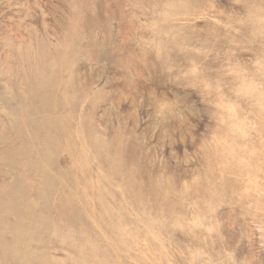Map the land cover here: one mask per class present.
Masks as SVG:
<instances>
[{
  "label": "rangeland",
  "instance_id": "1",
  "mask_svg": "<svg viewBox=\"0 0 264 264\" xmlns=\"http://www.w3.org/2000/svg\"><path fill=\"white\" fill-rule=\"evenodd\" d=\"M263 107L264 0H0V264H264Z\"/></svg>",
  "mask_w": 264,
  "mask_h": 264
},
{
  "label": "bare ground",
  "instance_id": "2",
  "mask_svg": "<svg viewBox=\"0 0 264 264\" xmlns=\"http://www.w3.org/2000/svg\"><path fill=\"white\" fill-rule=\"evenodd\" d=\"M236 7H237V6H236ZM228 9H229V8H228ZM71 50H72V49H71ZM67 51H68V49H67ZM67 53L69 54V52H67ZM70 54H71V52H70ZM70 54H69V55H70ZM45 74H46V73H45ZM44 76H45V75H44ZM43 79H44V77H43ZM34 82H35V81H34ZM39 82H40V81H39ZM41 82H42V81H41ZM41 82H40V83H41ZM56 82H57V81H56ZM36 83H37V82H36ZM42 84H43V83H42ZM46 84H47V83H46ZM38 85H40V84H38ZM47 85H48V84H47ZM87 85H88V84H87ZM49 86H50V84H49ZM85 86H86V85H85ZM31 87L33 88V86H31ZM41 87H43V86H41ZM67 87H68V86H67ZM67 87H66V88H67ZM60 89H61V88H60ZM60 89H59V90H60ZM85 89H86V87H85ZM51 90H52V89H51ZM61 90H62V89H61ZM67 90H68V89H67ZM54 91H55V90H54ZM54 91H53V92H54ZM81 91H82V90H81ZM39 92H40V91H39ZM39 92H37V93H39ZM53 92H52V94H54ZM55 92H57V91H55ZM42 93H44V92H42ZM46 93H47V92H46ZM67 94H68V93H67ZM73 94H74V93H73ZM75 94H78V91H77V93H75ZM41 95H44V96H45V94H41ZM48 95H49V93H48ZM71 95H72V94H71ZM253 95H254V93H253ZM66 97H67V96H66ZM75 97H76V96H75ZM251 97H252V96H251ZM255 97H256V96H255ZM255 97L253 96L252 98H255ZM257 97H258V96H257ZM59 98H60V97H59ZM65 99H66V98H65ZM68 99H69V98H68ZM74 99H75V98H74ZM261 99H262V97H261ZM46 100H47V99H46ZM70 100H71V99H70ZM72 100H73V98H72ZM76 100H77V99H76ZM67 101H68V100H67ZM253 101H254V100H253ZM68 102H69V101H68ZM73 102H74V101H73ZM77 102H78V101H77ZM66 103H67V102H66ZM60 104H61V100H60ZM43 107H45V106H43ZM71 107H72V106H71ZM255 107H256V106H255ZM259 107H262V105H260ZM259 107H258V108H259ZM256 108H257V107H256ZM258 108H257V109H258ZM263 108H264V107H263ZM49 110H50V109H49ZM49 110H48V111H49ZM48 111H47V112H48ZM55 111H56V110H55ZM49 112H50V111H49ZM62 112H63V111H62ZM70 112H71V111H70ZM234 112H235V111H233L232 113L235 114ZM236 113H237V112H236ZM70 114H71V113H70ZM237 116H238V114H237ZM234 117H236V116H234ZM118 120H119V119H118ZM97 121H98V119H97ZM70 122H71V121H70ZM121 122L123 123V121H121ZM121 122H120V123H121ZM219 122H220V121H219ZM219 122H218V123H219ZM222 122H223V121H222ZM222 122H221V124H224V123H222ZM240 122H241V121H240ZM122 123H121V124H122ZM232 123H234V120H233ZM232 123L229 124V126L232 125ZM241 123H242V122H241ZM97 124H99V122H98ZM121 124H120V125H121ZM235 124H237V121H236ZM219 125H220V124H218V127H219L220 129H222V128H221L222 126H219ZM226 125H227V124H226ZM243 125H246V124L244 123ZM97 126H98V125H96V127H97ZM236 126L239 127V125H235V126L232 125V128H233V127L235 128ZM218 127H217V128H218ZM223 127H224V126H223ZM241 127H242V126L240 125V128H241ZM105 128H106V127H105ZM230 128H231V126H230ZM242 128H243V127H242ZM220 129H219V130H220ZM223 129H224V128H223ZM223 129H222V130H223ZM235 129H236V128H235ZM248 129H250V128H248ZM97 130H98V129H97ZM97 130H96V131H97ZM104 130H105V129H104ZM231 130H232V129H231ZM233 130H234V129H233ZM244 130H245V128H244ZM250 130H251V129H250ZM83 131H84V130H83ZM102 131H103V130H102ZM116 131H117V130H116ZM251 131H252V130H251ZM251 131H250V132H251ZM93 132H94V130H93ZM113 132H114V131H113ZM45 133H46V132H45ZM98 133H99V132H98ZM98 133H97V134H98ZM107 133H109V131H108ZM111 133H112V132H111ZM226 133H227V132H226ZM97 134L95 133L96 136H97ZM112 134H113V133H112ZM215 134H216V133H215ZM222 134H223V133H222ZM232 134H233V133H232ZM250 134H251V133H250ZM47 135H49V134H47ZM93 135H94V134H93ZM110 135H111V134H110ZM238 135H239V134H238ZM96 136H94V137H96ZM100 136H101V133H100ZM105 136H106V137H105ZM105 136H104L105 138H108V137H107V134H106ZM225 136H226V135H225ZM249 136H250V135H249ZM47 137H48V136H47ZM113 137H114V138H113ZM113 137L111 136V138H113V141H115V140H114V139H115V135H114ZM116 137H117V136H116ZM223 137H224V136H223ZM228 137H229V136H228ZM233 137H234V135H233ZM238 137H239V136H238ZM65 138H66V137H65ZM97 138H99V135H98ZM100 138H101V137H100ZM102 138H103V136H102ZM102 138H101V140H102ZM216 138H217V137H216ZM221 138H222V137H221ZM239 138H240V137H239ZM239 138H237V140H238ZM263 138H264V137H263ZM93 139L95 140V138H93ZM130 139H131V138H130ZM130 139H129V140H130ZM218 139H220V138H218ZM234 139H235V138H234ZM234 139H233V141H234ZM245 139H246V138H245ZM68 140H69V139H68ZM94 140H93V141H94ZM125 140H126V139H125ZM223 140H225V139L223 138ZM226 140H227V139H226ZM235 140H236V139H235ZM240 140H241V139H240ZM242 140H243V139H242ZM262 140H264V139H262ZM99 141H100V140H99ZM106 141H107V140H106ZM228 141H230V140H228ZM94 142H95V141H94ZM100 142H101V141H100ZM103 142H104V141H102V143H103ZM108 142H109V141H108ZM130 142L132 143V140H131ZM214 142H215V140H214ZM217 142H218V141H217ZM231 142H232V141H231ZM236 142H237V141H236ZM38 143H39V142H38ZM42 143H43V142H42ZM98 143H99V142H98ZM207 143H208V142H207ZM212 143H213V142H212ZM238 143H239V142H238ZM46 144H47V143H46ZM96 144H97V141H96ZM104 144H106V143H104ZM114 144H115V143H114ZM119 144H120V143L117 142V147L119 146ZM121 144L123 145V141L121 142ZM121 144H120V145H121ZM218 144H220V143H218ZM222 144H223V143H222ZM224 144H225V142H224ZM87 145L90 146L89 144H87ZM94 145H95V144H94ZM122 145H121V146H122ZM206 145H207V144H206ZM216 145H217V143L215 144L214 147H216ZM232 145H233V143H232ZM70 146H71V145H70ZM109 146H111V145H109ZM112 146H113V145H112ZM222 146L224 147V145H222ZM222 146H221V144H220V147H222ZM227 146H230V145L227 144ZM233 146H234V145H233ZM239 146H240V145H239ZM239 146H238V147H239ZM46 147H47V145H46ZM46 147H45V148H46ZM48 147H49V146H48ZM48 147H47V148H48ZM91 147H92V146H91ZM99 147H100V146H99ZM99 147H98V149H100ZM101 147H102V146H101ZM105 147H106V145H105ZM119 147H120V146H119ZM138 147H139V146H138ZM211 147H212V146H211ZM42 148H43V147H42ZM93 148H94V147H93ZM102 148H104V147H102ZM110 148H111V147H110ZM115 148H116V147H114V149H115ZM132 148H133V145H132ZM139 148H141V147H139ZM139 148H138V149L136 148L135 150H139ZM216 148H219V147H216ZM224 148H225V147H224ZM229 148H230V147H229ZM51 149H52V147H51ZM106 149H107V148H105V150H106ZM130 149H131L130 144H129V143H124V145L122 146V154H123V155H122L121 153H115V154L113 155L112 160L114 161L115 166L120 162L121 158L124 157V155H125L128 151H130ZM133 149H134V148H133ZM221 149H222V148H221ZM221 149H219V150H221ZM41 150H42V149H41ZM41 150H40V152H41ZM47 150H48V149H47ZM52 150H53V149H52ZM75 150H76V149H75ZM91 150H92V149H91ZM94 150H95V149H94ZM102 150H104V149H102ZM107 150H108V149H107ZM116 150H117V149H116ZM135 150H133V153H132V152H131V153H132L135 157H138V153H136V152H138V151H135ZM219 150H218V151H219ZM230 150H231V149H230ZM233 150H234V149H233ZM53 151H54V150H53ZM42 152H43V150H42ZM100 152H101V151H99V153H100ZM102 152L104 153V151H102ZM210 152H211V151H210ZM11 153H12V152H11ZM14 153H15V152H14ZM14 153H13V154H14ZM108 153H109V152H108ZM128 153H129V152H128ZM128 153H127V154H128ZM131 153H130V154H131ZM141 153H142V152H141ZM198 153H199V152H198ZM240 153H241V152H239V150L236 149V150L232 153V154H233V155H232L233 158L235 159V156H238V155L241 156ZM104 154H105V153H104ZM106 154H107V152H106ZM127 154H126L125 157H127V160H128V156H127ZM130 154H129V159H130ZM132 154H131V155H132ZM219 154H220V153H219ZM246 154H254V153H253V152H248V153H246ZM20 155H21V154H20ZM97 155H99V154H97ZM102 155H103V154H102ZM142 155H144V153H143ZM15 156H16V155H15ZM75 156H76V158H77V155H75ZM106 156H107V155H106ZM204 156H206V155H204ZM232 156H231V157H232ZM104 157H105V156H104ZM131 157H132V156H131ZM140 157H141V155H140ZM144 157H145V156H144ZM200 157H201V156H200ZM251 157L256 158V157H254V156H251ZM98 158H100V156H98ZM101 158H102V157H101ZM106 158H108V156H107ZM132 158H133V157H132ZM132 158H131V159H132ZM141 158H143V157H141ZM202 158L204 159L205 157L202 156ZM233 158H232L231 160H233ZM48 159H49V158H48ZM131 159H130V160H131ZM143 159H144V158H143ZM143 159H140V161L143 162ZM208 159H209V158H208ZM218 159H219V158H218ZM50 160H51V159H50ZM75 160H76V159H75ZM94 160H95V159H94ZM94 160H93V161H94ZM105 160H106V159H105ZM105 160H104V162L107 163V161H105ZM125 160H126V159H125ZM134 160H136V159H134ZM201 160H202V159H201ZM72 161H73V160H72ZM98 161H99V160H98ZM109 161H110V160H109ZM132 161H133V159L131 160V162H132ZM136 161H137V160H136ZM235 161H236V160H233V162H235ZM42 162H43V161H42ZM94 162H95V161H94ZM99 162H103V161L101 160V161H99ZM127 162H130V161L128 160ZM127 162H125V163H127ZM131 162H130V164H131ZM145 162H146V161H145ZM145 162H144V163H145ZM201 162H203V161H201ZM51 163H52V162H51ZM123 163H124V162H123ZM125 163H124V164H125ZM133 163H135V162H132V164H133ZM138 163H139V162H138ZM223 163H224V162H223ZM97 164H99V163L97 162ZM108 164H109V163H108ZM114 164H113V165H114ZM140 164H141V162H140ZM142 164H143V163H142ZM201 164H202V163H201ZM203 164H204V162H203ZM203 164H202V165H203ZM237 164H238V163H237ZM239 164H240V163H239ZM239 164H238V166H240ZM99 165H100V164H99ZM101 165H102V164H101ZM212 165H213V164H212ZM217 165H218V164H217ZM241 165H242V164H241ZM102 166H103V165H102ZM108 166H109V165H108ZM110 166H111V165H110ZM123 166H124V165H123ZM127 166H128V163H127ZM132 166H135V165H132ZM139 166H140V165H139ZM142 166H143V165H142ZM144 166H145V165H144ZM227 166H228V165H227ZM227 166H226V167H227ZM106 167H107V166H106ZM128 167H130V165H129ZM128 167H127V168H128ZM140 167H141V166H140ZM229 167H231V166H229ZM135 168H136V167H134V169H135ZM143 168H144V167H143ZM203 168H204V167H203ZM227 168H228V167H227ZM72 169H73V168H72ZM103 169H104V168H103ZM128 169H129V168H128ZM131 169H132V168H131ZM131 169H130V170H131ZM134 169H133V170H134ZM150 169H151V168H150ZM152 169H153V168H152ZM105 170H106V168H105ZM111 170L113 171V169H111ZM115 170H116V168H115ZM144 170H145V169H144ZM144 170H143V171H144ZM205 170H206V169H204V171H205ZM119 171H120V170H119ZM140 171H141V170H140ZM146 171L148 172V169H147ZM146 171H144V172H146ZM152 171H153V170H152ZM154 171H155V170H154ZM156 171H158V170H156ZM156 171H155V173H156ZM163 171H164V170H163ZM245 171H246V170H245ZM125 172H127V171L121 169V173H122V174H124ZM134 172H135V171H134ZM134 172H133V173H134ZM141 172H142V171H141ZM141 172H139V173H140L139 177L142 176ZM164 172H165V171H164ZM205 172H206V171H205ZM222 172H223V170H222ZM131 173H132V172H131ZM133 173H132V174H133ZM149 173H150V172H149ZM153 173H154V172H153ZM159 173H161V172H159ZM165 173H166V172H165ZM143 174H144V173H143ZM161 174H162V173H161ZM205 174H207V173H205ZM217 174H218V173H217ZM44 175H45V174H44ZM112 175H113V174H112ZM130 175H131V174H130V172H129V176H130ZM164 175H165V174H164ZM45 176H46V175H45ZM120 176H122V175H120ZM124 176H125V174H124ZM154 176H156V175H154ZM199 176H200V178H201V172H200V175H199ZM203 176H204V175H203ZM215 176H216V175H215ZM218 176H219V175H218ZM218 176H217V177H218ZM221 176H222V175H221ZM113 177H114V176H113ZM131 177H132V175H131ZM197 177H198V176H197ZM205 177H206V176H205ZM211 177H212V176H211ZM44 178H45V177H44ZM125 178H126V177H125ZM142 178H143V177H142ZM146 178H147V176L145 177V179H146ZM148 178H149V176H148ZM151 178H152V177H151ZM154 178H155V177H154ZM157 178H158V175H157ZM157 178H156V179H157ZM159 178H160V177H159ZM169 178H170V177H169ZM169 178H168V179H169ZM200 178L198 177V179H200ZM203 178H204V177H203ZM203 178H202V179H203ZM207 178H208V176H207ZM215 178H216V177H215ZM218 178H219V177H218ZM243 178H244V177H243ZM47 179H48V177H47ZM122 179H123V176H122ZM134 179H135V177H134ZM139 179H141V178H139ZM195 179H197V178H195ZM41 180H42V179H41ZM102 180H103V179H102ZM119 180H120V179H119ZM127 180H128V178H127ZM142 180H143V179H142ZM147 180H148V179H147ZM154 180H155V179H153V183H154ZM160 180H161V179H160ZM164 180H165V179H164ZM172 180H173V182H174V179H172ZM200 180H201V179H200ZM203 180H204V182H205L207 179H206V180L203 179ZM208 180H209V179H208ZM29 181H30V180H29ZM31 181H33V180H31ZM103 181H104V180H103ZM162 181H163V180H162ZM196 181H197V180H196ZM42 182H43V181H42ZM121 182H122V181H121ZM126 182H127V181H126ZM128 182H129V180H128ZM132 182H133V181H132ZM132 182H129L128 184L131 185ZM141 182H145V181H144V180H143V181L140 180V183H141ZM163 182H164V181H163ZM168 182H169V180H168ZM168 182H167V183H168ZM201 182H203V181L201 180ZM206 182H207V181H206ZM32 183H33V182H32ZM43 183H44V182H43ZM150 183H151V181H150ZM155 183H156V181H155ZM155 183H154V184H155ZM164 183H165V182H164ZM164 183H163V184H164ZM169 183H171V181H170ZM169 183H168V184H169ZM34 184H35V183H34ZM147 184H148V183H147ZM154 184H153V185H154ZM158 184H159V183H158ZM174 184H175V182H174ZM207 184H208V182H207ZM29 185H30V183H29ZM32 185H33V184H32ZM45 185H46V184H45ZM142 185H145V184L143 183ZM156 185H157V184H156ZM156 185H155V186H156ZM34 186H35V185H34ZM40 186L43 187V184H42V185L40 184ZM126 186H127V185H126ZM173 186H174V185H173ZM210 186H212V184H211ZM237 186H238V185H237ZM237 186H236V187H237ZM61 187H62V186H61ZM111 187H112V186H111ZM117 187H118V186H117ZM119 187H120V186H119ZM121 187L124 188V182H123V184L121 185ZM121 187H120V189L122 190ZM133 187L136 188V186H133ZM133 187H132V188H133ZM140 187H141V185H140ZM159 187H160V184H159ZM159 187H158V188H159ZM168 187H169V186H168ZM174 187H176V186H174ZM181 187H182V186H181ZM181 187H180V188H181ZM185 187H186V186H185ZM187 187H188V185H187ZM189 187H190V186H189ZM189 187H188V188H189ZM204 187H205V186H204ZM208 187H209V186H208ZM213 187H214V185H213ZM217 187H218V185H217ZM40 188H41V187H40ZM40 188H39V190H40ZM44 188H46V187H44ZM132 188H131V189H132ZM143 188H144V187H143ZM171 188H172V187H171ZM183 188H184V187H183ZM183 188H182V189H183ZM188 188H187V190H188ZM191 188H192V186H191ZM209 188H210V187H209ZM215 188H216V187H215ZM237 188H238V187H237ZM101 189H102V188H101ZM101 189H100V190H101ZM104 189H105V188H104ZM192 189L194 190V188H192ZM210 189H211V188H210ZM210 189H209V191H210ZM139 190H140V189H139ZM159 190H160V189H159ZM184 190H185V189H184ZM184 190H183V191H184ZM37 191H38V190H37ZM43 191H44V190H43ZM89 191H90V190H89ZM170 191H171V190H170ZM209 191H208V193H209ZM211 191H212V189H211ZM55 192H56V191H55ZM92 192H93V191H92ZM100 192H101V191H100ZM166 192H167V191H166ZM166 192H165V193H166ZM185 192H186V191H185ZM189 192H190V191H189ZM212 192H213V191H212ZM217 192H218V190H217ZM38 193H39V192H38ZM40 193H42V191H41ZM44 193H45V192H44ZM93 193H95V192H93ZM93 193H92V194H93ZM102 193H104V192H102ZM102 193H101V195H102ZM113 193H114V192H113ZM186 193L188 194V192H186ZM186 193H185V196H186ZM193 193H195V192H193ZM196 193H197V190H196ZM231 193H232V192H231ZM231 193H230V194H231ZM24 194H25V193H24ZM42 194H43V193H42ZM42 194H41V195H42ZM95 194H96V193H95ZM104 194H105V193H104ZM141 194H142V193H141ZM143 194H144V193H143ZM212 194H213V193H211L210 196H211ZM25 195H26V194H25ZM213 195H214V194H213ZM221 195H222V194H221ZM28 196H30V195L28 194ZM54 196H55V195H54ZM139 196H140V195H139ZM181 196H182V195H181ZM90 197H91V196H90ZM95 197H96V196H95ZM134 197H135V196H134ZM169 197H170V196H169ZM196 197H197V196H196ZM196 197H194V198H196ZM204 197H205V196H204ZM43 198H44V197H43ZM92 198H94V197H92ZM97 198H98V196H97ZM147 198L149 199V202H150V198H149V197H147ZM191 198H192V196L190 197V199H191ZM210 198H211V197H210ZM104 199H105V198H104ZM141 199H144V198L141 197ZM188 199H189V198H188ZM192 199H193V198H192ZM203 199H204V198H203ZM206 199H207V198H206ZM231 199H233V198H231ZM28 200H30V199H28ZM125 200H126V199H125ZM155 200H156V199H155ZM179 200H180V199H179ZM186 200H187V198H186ZM186 200H184V201H186ZM197 200H198V199H197ZM233 200H234V199H233ZM80 201H81V200H80ZM85 201H86V200H85ZM90 201H91V200H90ZM95 201L97 202L98 200H95ZM95 201H94V202H95ZM181 201H182V200H181ZM204 201H205V200H204ZM204 201H203V202H204ZM221 201H222V200H221ZM39 202H41V201H39ZM106 202H107V201H106ZM126 202H127V201H126ZM151 202H152V201H151ZM190 202H192V201H190ZM198 202H199V200H198ZM198 202H197V203H198ZM207 202H210V201L207 200ZM216 202H217V201H216ZM43 203H44V202H43ZM85 203H86V202H85ZM88 203L90 204V202H88ZM98 203H99V202H98ZM127 203H128V202H127ZM157 203H158V200H157ZM178 203H179V202H178ZM184 203H185V202H184ZM192 203L195 204L196 202H192ZM192 203H191V204H192ZM204 203H205V202H204ZM237 203H238V202H237ZM106 204H107V203H106ZM113 204H114V203H113ZM151 204H152V203H151ZM185 204H186V203H185ZM189 204H190V203H189ZM205 204H206V203H205ZM24 205H25V204H24ZM30 205H31V204H30ZM41 205H42V204H41ZM79 205H80V204H79ZM84 205H86V204H84ZM95 205H96V204H95ZM98 205H99V204H98ZM114 205H115V204H114ZM146 205H147V204H146ZM172 205H173V204H172ZM28 206H29V204H28ZM38 206H39V205H38ZM77 206H78V204H77ZM103 206H104V205H103ZM144 206H145V205H144ZM158 206H159V205H158ZM158 206H157V207H158ZM190 206H191V205H190ZM196 206H197V205H196ZM196 206H194V207H196ZM200 206H201V205H200ZM23 207H25V206H23ZM29 207H30V206H29ZM36 207H37V206H35V208H36ZM42 207H43V206H42ZM81 207H82V206H81ZM86 207H88V204H87ZM94 207H95V206H94ZM98 207H101V205L98 206ZM117 207H118V206H117ZM123 207H124V206H123ZM161 207H162V206H161ZM183 207H184V206H183ZM192 207H193V205H192ZM197 207H198V206H197ZM37 209H38V208H37ZM178 209H179V208H178ZM187 209H188V208H187ZM39 210H40V209H38L37 211H39ZM148 210H149V209H148ZM160 210H161V209H160ZM163 210H164V209H163ZM150 211H151V210H150ZM169 211H170V210H169ZM171 211H172V210H171ZM176 211H177V210H176ZM160 212H162V211H160ZM149 213H151V212H149ZM158 214H159V213H158ZM162 214H163V213H162ZM162 214H161V215H162ZM117 215H118V214H117ZM164 217H166V216H164ZM121 218H122V217H121ZM163 220H164V219H163ZM165 220H166V219H165ZM165 222H166V221H165ZM80 229H81V228H80ZM24 235L26 236L27 234H24ZM2 236H3V235H2ZM22 236H23V235H22ZM4 237H5V236H4ZM1 238H2V237H1ZM16 238H18V240H19V237L16 236ZM14 242H15V241H14ZM18 243H19V242H18ZM47 245H48V244H47ZM30 246H31V245H30ZM30 248H31V247H30ZM30 248H29V249H30ZM1 250H2V249H1ZM3 251H4V250H3ZM5 252H6V251H5ZM9 253H10V252H9ZM9 253L7 252L8 255H9ZM1 254H2V253H1ZM3 254H4V253H3ZM14 254H15V252H14ZM8 255L5 254V257H6V256L9 257ZM11 255H12V254H11ZM11 255H10V256H11ZM13 256H14V255H13ZM45 256H46V255H45ZM1 257H2V255H1ZM5 257L3 256L2 258H5ZM11 257H12V256H11ZM15 257H16V256H15ZM17 258H18V257H17ZM5 260H6V259H5ZM5 260H3V261L5 262ZM34 260H36V259H34ZM39 260H40V262H41V259H39ZM43 260H44V259H43ZM13 261H14V260H13ZM32 261H33V260H32ZM37 261H38V260H37ZM8 262H9V261H8ZM10 262H11V261H10ZM10 262H9V263H10ZM14 262H15V261H14ZM17 262H18V261H17ZM45 263H46V262H45ZM45 263H44V264H45ZM7 264H8V263H7ZM17 264H18V263H17ZM27 264H28V263H27ZM46 264H47V263H46Z\"/></svg>",
  "mask_w": 264,
  "mask_h": 264
}]
</instances>
